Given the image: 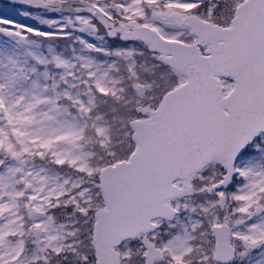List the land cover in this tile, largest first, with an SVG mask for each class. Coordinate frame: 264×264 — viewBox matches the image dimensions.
<instances>
[{"label": "snow or ice", "instance_id": "obj_1", "mask_svg": "<svg viewBox=\"0 0 264 264\" xmlns=\"http://www.w3.org/2000/svg\"><path fill=\"white\" fill-rule=\"evenodd\" d=\"M0 264H264V0L0 3Z\"/></svg>", "mask_w": 264, "mask_h": 264}]
</instances>
